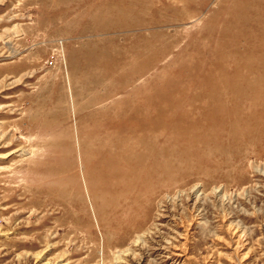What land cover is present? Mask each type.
<instances>
[{
	"label": "rangeland",
	"instance_id": "obj_1",
	"mask_svg": "<svg viewBox=\"0 0 264 264\" xmlns=\"http://www.w3.org/2000/svg\"><path fill=\"white\" fill-rule=\"evenodd\" d=\"M0 264H264V0H0Z\"/></svg>",
	"mask_w": 264,
	"mask_h": 264
},
{
	"label": "bare ground",
	"instance_id": "obj_2",
	"mask_svg": "<svg viewBox=\"0 0 264 264\" xmlns=\"http://www.w3.org/2000/svg\"><path fill=\"white\" fill-rule=\"evenodd\" d=\"M141 236H142V235H138V236H137V240H135V243H136L137 241H139V239L141 238ZM140 241H141V240H140ZM119 254H121V253L118 252L117 257L119 256ZM118 258H119V257H118Z\"/></svg>",
	"mask_w": 264,
	"mask_h": 264
}]
</instances>
